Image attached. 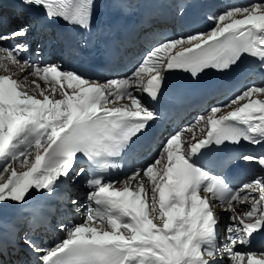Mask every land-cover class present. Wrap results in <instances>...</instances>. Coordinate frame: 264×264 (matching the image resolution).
<instances>
[{
    "label": "snow or ice",
    "instance_id": "obj_1",
    "mask_svg": "<svg viewBox=\"0 0 264 264\" xmlns=\"http://www.w3.org/2000/svg\"><path fill=\"white\" fill-rule=\"evenodd\" d=\"M17 6L37 15L8 31L0 24V205L22 207L33 190L52 194L92 173L83 223H61L66 236L47 251L25 239L43 252L39 264H264V250L251 248L264 234V152L236 151L245 142L264 148V84L170 132L156 155L123 180L103 175L151 135L170 73L199 80L207 70L227 74L251 59L264 74V0L208 17V31L158 43L130 75L104 83L32 60L28 54L40 57L42 49L26 42L58 21L90 29L94 0ZM214 149L222 170L259 173L232 186L223 171L212 174L200 163ZM217 202L228 213L223 242Z\"/></svg>",
    "mask_w": 264,
    "mask_h": 264
},
{
    "label": "bare ground",
    "instance_id": "obj_2",
    "mask_svg": "<svg viewBox=\"0 0 264 264\" xmlns=\"http://www.w3.org/2000/svg\"><path fill=\"white\" fill-rule=\"evenodd\" d=\"M104 1V0H103ZM108 3L110 2V0H106ZM169 0H132L130 1V5L133 6V7H137L138 9L142 10L143 7L145 5H152L154 8L155 7H161L162 5H164L165 3H167ZM257 2V1H255ZM211 3L215 6L216 8V12L220 10V6L221 4H223V8H229L227 7V1L226 0H211ZM106 4V3H105ZM160 4V5H159ZM106 7V6H104ZM7 18V16L2 12L0 13V24H2L5 19ZM27 22H31L30 20L28 19H25L24 21L22 20L21 21V26ZM141 22V21H139ZM3 25V24H2ZM6 29V28H5ZM34 34V32H33ZM33 34L29 35L27 38H30ZM26 38V39H27ZM30 42H32V40H30ZM42 45L39 46L40 49H42V54L45 52L46 50V45H45V42L43 41L41 43ZM50 53L53 55L52 58H51V63H55V64H58V65H61L63 67L64 70H68V68H65L61 62V59L58 58V56L55 54L56 53V50H51ZM34 57L36 58V61L38 63H41V61L43 60V57H37L34 55ZM15 70V69H14ZM90 80V79H89ZM41 85V87H44V82L43 81H38ZM104 83V82H102ZM253 84H256V85H261V84H264V74H263V80H257V81H254ZM65 87H67L65 85ZM126 102V101H125ZM199 134V133H197ZM257 147H260V146H257ZM249 153H253V151L251 150ZM138 168V167H137ZM118 187V186H117ZM120 187V186H119ZM60 189V188H59ZM59 189H57L56 191H58ZM79 189V190H78ZM87 187L85 185H82L80 182L76 185H73L70 192L71 194H76L79 196V204L76 205L77 208H79L81 211H83V213L81 214V220L83 221L84 220V216H85V208L88 206L89 202L86 200V204L85 203H80L81 200H85L86 199V194H87V191H86ZM42 194H45V197L43 199V203H49L51 200L48 199V196L50 195L49 193H47L46 191H42L41 194H37L35 192V190H33L31 196L29 198H27V203L22 206V207H17L9 216L13 215V214H18L20 216H23L24 213L23 212H26V210L30 207V206H33L34 207V203L36 202V199H37V195H42ZM42 202V201H41ZM9 204V203H7ZM81 205L83 207H81ZM69 206V205H68ZM46 207V206H45ZM241 207V206H240ZM4 208L3 205H0V211ZM245 209V208H244ZM246 210V209H245ZM22 211V212H21ZM215 212L219 215L220 212L224 213V214H227V212L225 211H220V210H215ZM238 212H241V211H238ZM28 213H30V211H28ZM9 216H4V218L0 217V226H4L5 223L3 224L4 222V219L5 220H9ZM15 216V215H14ZM14 216L12 218H10V221H8L9 225L12 226L13 224H15V221L12 222V220H15ZM220 216V215H219ZM6 217V218H5ZM24 217V216H23ZM222 219V217H220ZM32 222V221H31ZM33 222H37V221H33ZM225 222V221H224ZM226 223V222H225ZM45 235V234H44ZM46 236V235H45ZM25 244V243H23ZM243 250V249H242ZM23 264H29L28 260H24Z\"/></svg>",
    "mask_w": 264,
    "mask_h": 264
},
{
    "label": "rangeland",
    "instance_id": "obj_3",
    "mask_svg": "<svg viewBox=\"0 0 264 264\" xmlns=\"http://www.w3.org/2000/svg\"><path fill=\"white\" fill-rule=\"evenodd\" d=\"M80 183H81V182H80ZM14 215H15V214H13V215L9 216V220H5V219H4V222H3V224L5 223V221H7V222H8V221H10V218H12ZM5 218H6V217H5ZM14 221H15V220H12V222H14Z\"/></svg>",
    "mask_w": 264,
    "mask_h": 264
}]
</instances>
